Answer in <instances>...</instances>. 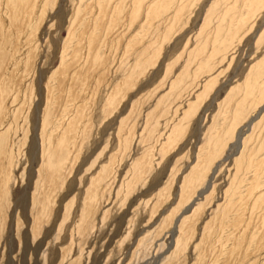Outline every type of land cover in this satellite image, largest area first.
I'll list each match as a JSON object with an SVG mask.
<instances>
[{
	"label": "rangeland",
	"instance_id": "obj_1",
	"mask_svg": "<svg viewBox=\"0 0 264 264\" xmlns=\"http://www.w3.org/2000/svg\"><path fill=\"white\" fill-rule=\"evenodd\" d=\"M0 79V264H264V0H0Z\"/></svg>",
	"mask_w": 264,
	"mask_h": 264
},
{
	"label": "bare ground",
	"instance_id": "obj_2",
	"mask_svg": "<svg viewBox=\"0 0 264 264\" xmlns=\"http://www.w3.org/2000/svg\"><path fill=\"white\" fill-rule=\"evenodd\" d=\"M15 8V7H14ZM13 8V9H14ZM10 9V8H9ZM17 12V11H16ZM13 14L15 13V12H12ZM17 36V35H16ZM13 52V51H12ZM15 52V51H14ZM75 53H77V50H76V52ZM14 55V54H13ZM73 63V62H72ZM77 63V62H76ZM86 66V65H85ZM84 67V66H83ZM94 64H93V59H92V63H91V66H89V68L88 69H85L84 70V68H81V69H79L78 71H76L75 72V70H72V69H69L68 67H61V69H60V79L58 80L59 82H60V84L61 85H64V84H66V82L67 81H70V83H71V85L74 87V89L79 85V84H81V82L83 83L84 82V80L85 79H87L88 78V76H89V74H91V73H93L94 71H93V69H94ZM87 70V71H86ZM13 71V70H12ZM15 71V70H14ZM5 72V71H4ZM3 73V72H2ZM64 73V75L62 76V74ZM13 75H14V73H13ZM86 75V76H85ZM22 76V75H21ZM4 77H6V76H3V78ZM11 77L12 76H10V79H11ZM2 78V77H1ZM16 78V77H15ZM6 79H8V78H6ZM13 79V78H12ZM23 79V78H22ZM0 80H4V79H0ZM6 81V80H5ZM11 81V80H10ZM15 82V81H14ZM2 83V82H1ZM2 84H4V83H2ZM6 84V83H5ZM10 84V83H9ZM8 84V85H9ZM18 84V83H17ZM7 85V86H8ZM13 85V84H12ZM130 85V82H128V80H126L125 82H121L118 86H116L115 88H114V90H113V95H120V92H121V89H124V88H126V87H128ZM2 86V85H1ZM4 86V85H3ZM5 88V87H4ZM15 89V88H14ZM3 90V89H2ZM8 90H9V88H8ZM10 90H11V88H10ZM19 91V90H18ZM2 92H4V91H2ZM1 92V93H2ZM1 93H0V95H1ZM4 93H7V91L6 92H4ZM4 93H2L3 94V96H4ZM10 93H12V92H10ZM76 94V93H75ZM9 96V95H8ZM2 97V96H1ZM5 97V96H4ZM3 97V98H4ZM76 97H80V96H76ZM116 97V96H115ZM8 98V97H7ZM1 99V98H0ZM2 100V99H1ZM79 109V108H78ZM48 114V113H47ZM76 119V118H75ZM78 120V119H77ZM78 124H79V122H77ZM73 125H75V124H73ZM73 125L72 126H69L68 128H66V129H64V132H63V135H61L62 136V138H66V139H68V138H72V136L74 135V130H76V128L75 127H73ZM75 126H77V125H75ZM86 128H87V126H86ZM177 129H178V127H177ZM88 130V129H87ZM177 131V130H176ZM240 139H241V137H238V146H240L241 145V142H240ZM70 142V141H69ZM166 145V144H165ZM167 145H169V144H167ZM47 158V157H46ZM49 159V158H48ZM46 161L48 162V161H50V160H47L46 159ZM51 164V163H50ZM49 164V162L48 163H46V166H45V168L43 169V167H42V170H41V175H40V178H41V181H40V184H39V188H38V192L37 193H35V196H34V199H33V201H34V203H36L37 205H35V208H37V210L35 209V208H33V209H35V211H37V213L36 214H34V218H37L38 216H40L39 214L41 213V210H42V206H43V204H48L49 203V208L51 209L48 213H49V215L51 216V213L53 212L52 211V206H50V204H51V202L52 203H54V201H55V194H56V190H57V188H60L59 186H60V184H62L63 183V181L61 180V178H62V174H63V171L61 170V171H59L60 169H57L56 168V166H55V168H49L51 165ZM52 167V166H51ZM60 167V166H59ZM148 168V167H147ZM206 170V169H205ZM206 173V171L204 172V174ZM100 174H102V173H100ZM199 173L198 172H195L194 173V175L192 176V177H190L189 179H190V181H192L193 182V185H195V184H197V182H199V179H200V175H198ZM203 174V175H204ZM39 177V176H38ZM202 179V178H201ZM40 180V179H39ZM188 181V180H187ZM39 182V181H38ZM93 183H94V181H93ZM187 183V182H186ZM200 183V182H199ZM37 184V183H36ZM63 184H65V183H63ZM190 184V183H189ZM208 184V185H207ZM206 185H207V187H206ZM192 186V185H191ZM190 186V187H191ZM210 183H208V182H206L205 183V185H204V187L202 188V189H200V190H198V191H194L195 193L197 192V194H196V197L190 202V204L188 205V207H187V209L185 210V211H183L182 212V214L176 219V222H175V225H176V227H175V229L174 230H176V231H178L179 232V234H181L182 235V233H183V231H184V227H183V223H184V221L186 220L185 218L187 217L188 218V214H190V213H193L195 210V204L197 203V201H200L202 198L201 197H204V195L206 194V193H208L209 192V190H210ZM197 187V186H196ZM62 188V187H61ZM186 189V188H185ZM191 189V188H190ZM59 190V189H58ZM193 190V189H192ZM94 192H96V191H94V188H93V185L91 186V188H90V190H89V194H87L88 195V197H86V211H85V213L83 214L82 213V221H81V223H82V225L81 226H79L80 227V229H79V231H80V234H81V236H85V234H86V232L88 231V228L92 225V223H94V221H95V214L97 213V211H98V203L95 201L96 200V198H95V194H94ZM191 193V192H190ZM193 193V192H192ZM183 196V195H182ZM189 196V195H188ZM93 199V200H92ZM190 199V198H189ZM184 201V200H183ZM189 201V200H188ZM85 202V201H84ZM36 206H38V207H36ZM84 206H85V204H84ZM41 209V210H40ZM194 214H196L195 212H194ZM43 216V215H42ZM48 215H46V217H47ZM44 217V216H43ZM68 217V216H67ZM193 217V215L191 216V218ZM48 218V217H47ZM174 218V217H173ZM39 219H40V217H39ZM44 219V218H43ZM43 219H41L40 221H37V219H35V221H37V222H34V224H35V233H38V232H40L41 231V229H42V226H43V224H44V222L46 221V220H43ZM50 219V218H49ZM175 220V219H174ZM192 221V220H191ZM34 228V227H33ZM176 233V232H175ZM191 233V232H190ZM189 233V234H190ZM184 234V233H183ZM187 235H188V233L187 234H185V235H182L183 237H181L180 236V238L178 239V241H177V247H175L176 249H174V250H176V252L177 253H173L172 254V256H178V252H179V254L186 248V246H187V244H188V242H189V239H188V237H187ZM192 235V234H191ZM176 239V238H175ZM205 239H207L208 240V237H207V233L206 232H204V234H203V237H202V241L204 240L205 241ZM219 241L217 240V241H215L214 242V244L216 245L217 243H218ZM198 249H200V251H201V253H204V251H205V248H203V246L202 245H199L198 246ZM174 252V251H173ZM181 255V254H180ZM207 256V255H206ZM170 259H171V257H168L167 258V263L166 264H170L171 262H170ZM208 263H210V262H208V260L207 259H205V258H199L194 264H208Z\"/></svg>",
	"mask_w": 264,
	"mask_h": 264
}]
</instances>
